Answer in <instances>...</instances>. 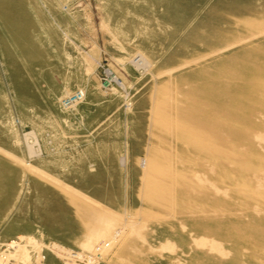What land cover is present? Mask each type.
Masks as SVG:
<instances>
[{
  "label": "rangeland",
  "instance_id": "374dc122",
  "mask_svg": "<svg viewBox=\"0 0 264 264\" xmlns=\"http://www.w3.org/2000/svg\"><path fill=\"white\" fill-rule=\"evenodd\" d=\"M100 212L112 264H264V0H0V245Z\"/></svg>",
  "mask_w": 264,
  "mask_h": 264
},
{
  "label": "bare ground",
  "instance_id": "6f19581e",
  "mask_svg": "<svg viewBox=\"0 0 264 264\" xmlns=\"http://www.w3.org/2000/svg\"><path fill=\"white\" fill-rule=\"evenodd\" d=\"M131 62L139 67L143 66V63L150 66L149 62L141 55L131 59ZM119 219L120 218L118 217L117 219L115 215L113 216L105 212H100L95 224L89 229L85 238L80 242V248H88L90 251L87 249L81 250L61 246L59 244H51L49 247L53 256L57 259V264H59V260H64L70 252H75L78 259H72V262L69 264H92L93 257L97 253L102 254L103 259L110 262L109 256L113 250V243L117 241L118 238L126 232V228L130 226L129 223L126 224V222H121ZM18 239L19 240L12 239L0 245V248L3 246V248L0 249V264H46L47 255L46 253H40V251H42L40 241L31 235H25L23 233L18 235ZM32 252L37 259H32V257H34V255L31 254Z\"/></svg>",
  "mask_w": 264,
  "mask_h": 264
},
{
  "label": "built area",
  "instance_id": "2783aa9c",
  "mask_svg": "<svg viewBox=\"0 0 264 264\" xmlns=\"http://www.w3.org/2000/svg\"><path fill=\"white\" fill-rule=\"evenodd\" d=\"M99 66L101 68V75H102L101 79L105 81V84L109 85L110 87L115 86L123 91H126V86L123 80L119 76H117V74L111 68L103 64H99ZM83 97H84L83 90L76 89L62 98V105L65 107H71V106L77 105L78 103L82 101ZM129 105H130L129 103H126V106H129ZM1 248H3V246ZM72 259H78L77 254L75 252H70L64 258V260L61 259L58 261V263L59 264H69L72 262ZM92 264H112V263L105 261L102 257V254L97 253L93 257Z\"/></svg>",
  "mask_w": 264,
  "mask_h": 264
}]
</instances>
